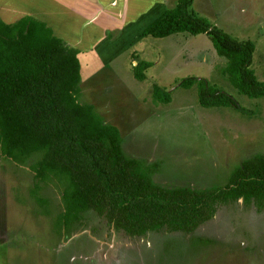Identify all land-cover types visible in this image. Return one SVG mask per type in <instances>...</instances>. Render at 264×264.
Here are the masks:
<instances>
[{
    "label": "rangeland",
    "instance_id": "obj_1",
    "mask_svg": "<svg viewBox=\"0 0 264 264\" xmlns=\"http://www.w3.org/2000/svg\"><path fill=\"white\" fill-rule=\"evenodd\" d=\"M120 1L130 15L141 12L136 0ZM99 2L0 0V18L5 23L26 16L44 18L55 35L69 43L72 39L66 36L75 34L63 19L69 16L81 27ZM178 2L165 0L166 7L157 9L153 18L148 14L152 10L142 12L138 21L125 26L126 38L116 40L113 32L101 31L106 9L97 11L101 19L83 31L84 36L91 31L98 35L80 47L79 100L118 127L128 157L160 164L153 176L156 185L198 190L224 186L235 168L264 154V98H249L231 85L221 73L227 60L217 54L210 35H141L157 14ZM192 9L234 39L253 42L250 69L264 81V0H193ZM190 78L229 94L238 108L203 107L196 84L181 86ZM39 159L32 156L17 165L0 155V264H264V212L247 208L243 200L220 207L215 218L193 234L130 238L94 212H87L68 233H60L56 221L63 211V187L54 178L40 183L39 195L46 200L42 206L32 195L37 181L30 167Z\"/></svg>",
    "mask_w": 264,
    "mask_h": 264
},
{
    "label": "trees",
    "instance_id": "obj_2",
    "mask_svg": "<svg viewBox=\"0 0 264 264\" xmlns=\"http://www.w3.org/2000/svg\"><path fill=\"white\" fill-rule=\"evenodd\" d=\"M192 5L193 0H179L142 35H210L217 54L227 60L221 73L231 85L249 98H264V81L250 69L255 44L234 39L196 15ZM79 53L39 19L26 16L8 24L0 18V155L17 165L40 156L30 167L37 181L32 195L42 206L46 200L39 195L40 183L54 178L63 187V211L56 221L60 233L81 223L87 212L104 217L130 238L193 234L220 207L240 200L264 212V154L245 160L224 186L198 190L156 185L153 176L160 164L128 157L118 127L79 100ZM136 77L144 79L140 72ZM195 84L203 107L238 108L232 96L203 80L186 79L181 86Z\"/></svg>",
    "mask_w": 264,
    "mask_h": 264
},
{
    "label": "crops",
    "instance_id": "obj_3",
    "mask_svg": "<svg viewBox=\"0 0 264 264\" xmlns=\"http://www.w3.org/2000/svg\"><path fill=\"white\" fill-rule=\"evenodd\" d=\"M105 1H107V0H100L99 4L96 6V9L93 11V13L89 16H86L85 19H83L80 22L81 27H76L74 25V23L72 22L71 17H69V16H66L65 19H63L64 26H66V28L68 29L69 32H71V34H75V37L71 38V37L66 36V38L72 39L71 42L68 41L72 45H69V43H67L63 39L62 40L65 41V43H67V45H69L70 47L78 49L80 51V54H81L80 49L86 43L90 42L92 39H94L98 35L97 34L98 31H91V36H84L83 35V31L87 30V27H89V26L91 27V26L97 24L98 21L101 19L102 16L99 17L98 19L96 18L97 16L95 15V13L97 11H102V10L106 9V13L108 14V16L106 18L105 24L102 23L103 27L101 28L102 29L101 31H104V34L113 32L115 34V38L113 40H116L118 38L119 39H121V38L125 39L126 38V37H124V35L126 34V33H124L125 26L128 25L129 22L138 21L141 18V16L145 15L142 12L145 13L147 11L152 10L148 14H152L151 18H153V15L157 9H160L161 6L166 7L165 0H136L137 2H139L141 4L140 5L141 9L139 10L141 12H134L133 14L130 15L128 13V11L126 10L125 4L121 3L120 0H108L107 1L108 3ZM91 3L95 5V0H91ZM63 5H66V4H63ZM108 7H111V8H108ZM131 8L132 7H128V10H131ZM109 10H110V12H108ZM167 10H168V7L163 11L165 12ZM164 12L157 14L154 18L160 17ZM130 16L132 17L131 19H130ZM127 17H128V20H126ZM18 20H20V19H18ZM18 20L13 21V22L11 21L8 23L12 24V23L17 22ZM43 20L45 21L44 18H43ZM50 25H51V23H50ZM104 34H103V37L100 38V40H103L106 37V35H104ZM88 35H89V31H88ZM91 37H92V39L90 40Z\"/></svg>",
    "mask_w": 264,
    "mask_h": 264
}]
</instances>
